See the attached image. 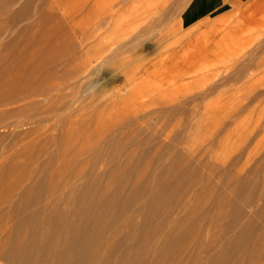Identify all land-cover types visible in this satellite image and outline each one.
I'll list each match as a JSON object with an SVG mask.
<instances>
[{"label":"rangeland","instance_id":"rangeland-1","mask_svg":"<svg viewBox=\"0 0 264 264\" xmlns=\"http://www.w3.org/2000/svg\"><path fill=\"white\" fill-rule=\"evenodd\" d=\"M203 1L47 0L42 11L54 12L52 19L39 22L41 10L30 13L38 43L29 46L20 40L11 45L12 51L5 43L0 47V64L7 67L0 72L1 209L8 197L46 172L55 181L68 174L78 182V174L93 166L90 160L102 140L112 139L94 161V168L107 173L104 185L110 183L108 172L115 165L111 153L118 147L119 162L145 152L122 179L138 178L147 187L157 167L168 163L179 147L195 154L190 161L202 175H188L186 181L197 190L180 189L176 197L184 195L193 203L197 195H210L204 240H215L220 247L229 236L230 217L217 203L222 196H242L233 193L234 176L250 183L264 179V0L202 16ZM64 71L76 74L62 78ZM82 82L91 86L79 90ZM51 86L59 88L50 99L22 92ZM17 90L22 97L10 101L7 96ZM33 99L43 107L51 105V99L63 105L46 118L25 123L23 116L35 109L24 105ZM20 107L22 112L8 119L4 115ZM17 120L20 126L12 127ZM53 140L64 141V153ZM44 148L59 153L54 160H60L59 170H42L47 152L43 160L37 159ZM214 162L216 172L210 168ZM214 185L215 192H209ZM249 195L241 208L256 228L240 255H246L264 231V196L258 188ZM10 225L8 215L0 214V250ZM180 249L185 250L183 244H176L174 251ZM186 249L185 256L193 255L192 260L182 264H196L194 245ZM232 257L221 264H233ZM207 258V252L200 254L203 263Z\"/></svg>","mask_w":264,"mask_h":264},{"label":"bare ground","instance_id":"bare-ground-1","mask_svg":"<svg viewBox=\"0 0 264 264\" xmlns=\"http://www.w3.org/2000/svg\"><path fill=\"white\" fill-rule=\"evenodd\" d=\"M46 2L47 0H0V47L14 45L20 40L29 46L37 44L39 38L30 25L34 15L32 17L30 13L41 10L38 14L39 22L52 19L54 12L42 11ZM23 22L22 26H18ZM12 50L11 46L9 51ZM103 62L104 60L97 64L96 68ZM42 66L40 64L39 69ZM4 71H7V67L0 64V72ZM74 74L75 71H64L59 76L67 78ZM82 84L83 82L79 85V90L84 86H91V82L84 86ZM54 86L37 89L30 87L22 92L27 95L34 93L36 96H48L50 99L52 92L59 88ZM20 92L13 91L6 96L10 101L18 100L22 97ZM61 105L63 104H57L55 100L52 102V99L48 107H43L37 99L28 101L24 106H31L35 112L29 113L30 116H23L24 122L46 118L50 111L54 112V108L61 109ZM22 108L24 109L20 107L8 110L4 115L8 119L15 113L22 112ZM20 123L17 120L12 127L17 128ZM4 125L7 127L6 122ZM111 140L105 139L96 145L97 154L90 160L93 166L89 171L78 174V182L71 181L68 174H62V180L55 181L54 175L45 170L53 166L54 170L60 169V160L54 164L59 153L45 148L39 151L38 161L40 158L43 160L45 152L48 154V159L41 165L47 174L44 173L37 182L24 185L5 200L4 208H0V214L8 215L11 221L9 238L0 250L1 264H182L185 260H192L193 255L185 256L189 244H193L196 250V264H221L229 254L233 256V264H264V231L259 242L246 248V255L238 253L247 246L256 228V223L243 213L241 204L250 200L249 194L255 188L264 196L263 178L254 183L241 175L232 178L235 182L233 193L242 196L238 200L222 196L218 201V206L226 207V215L230 217V221L227 224L229 236L216 248L215 240H204L203 218L206 215L205 204L211 200L210 195H197L193 203H189L184 195L176 197L180 189L184 193L197 190V185L186 181V177L192 174L201 178L198 165H193L190 161L195 154H186L183 148L175 149L171 154L172 159L157 167V174L147 187L138 178L128 181L122 179L124 174L135 169L137 158L145 152L128 155L124 161L119 162L118 147L111 153L110 160L115 165L108 172L110 183L104 185L107 173L94 168V161L99 159L104 146ZM53 142L60 148V153H64V141ZM210 168L215 172L219 170L215 162L211 163ZM258 171L263 173L261 168ZM7 174L12 177L13 172ZM206 186L207 184L204 187ZM208 190L215 192L216 186H211ZM141 198L144 200L143 204L140 203ZM181 212H184V216L179 218ZM194 226L197 227L195 232L189 228ZM178 243H182L185 250L175 252L174 247ZM202 252L208 253V260L204 263L200 259Z\"/></svg>","mask_w":264,"mask_h":264},{"label":"crops","instance_id":"crops-1","mask_svg":"<svg viewBox=\"0 0 264 264\" xmlns=\"http://www.w3.org/2000/svg\"><path fill=\"white\" fill-rule=\"evenodd\" d=\"M248 1L260 2L262 0H204L201 4L202 16L211 14L220 15Z\"/></svg>","mask_w":264,"mask_h":264}]
</instances>
